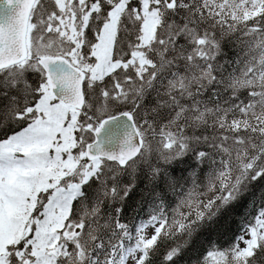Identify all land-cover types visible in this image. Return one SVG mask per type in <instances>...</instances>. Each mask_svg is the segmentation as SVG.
Returning a JSON list of instances; mask_svg holds the SVG:
<instances>
[{
	"label": "snow or ice",
	"instance_id": "obj_1",
	"mask_svg": "<svg viewBox=\"0 0 264 264\" xmlns=\"http://www.w3.org/2000/svg\"><path fill=\"white\" fill-rule=\"evenodd\" d=\"M0 264H264V0H0Z\"/></svg>",
	"mask_w": 264,
	"mask_h": 264
}]
</instances>
